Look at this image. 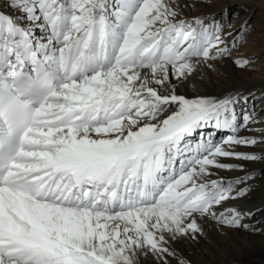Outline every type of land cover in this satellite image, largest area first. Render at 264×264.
I'll list each match as a JSON object with an SVG mask.
<instances>
[{
  "label": "snow or ice",
  "instance_id": "6c2138e0",
  "mask_svg": "<svg viewBox=\"0 0 264 264\" xmlns=\"http://www.w3.org/2000/svg\"><path fill=\"white\" fill-rule=\"evenodd\" d=\"M211 0H0V264H203L264 245V94L192 82L256 40ZM236 18V17H233Z\"/></svg>",
  "mask_w": 264,
  "mask_h": 264
},
{
  "label": "bare ground",
  "instance_id": "6f19581e",
  "mask_svg": "<svg viewBox=\"0 0 264 264\" xmlns=\"http://www.w3.org/2000/svg\"><path fill=\"white\" fill-rule=\"evenodd\" d=\"M249 2L250 0H232L227 2L229 4L225 6L222 4L219 10L228 8L231 23L233 26H239L245 15H248L251 11L249 9L239 16V13H241L239 5ZM254 18L257 19L253 26L257 30L255 33L256 40L252 42L250 37L249 42L239 48L237 56L240 58L258 57L255 64L249 66L255 70L246 69L240 71L233 69L229 65H225V68H223L218 64L217 72L206 71L203 79H199V74H197V79L184 90L186 95L191 96L193 94L192 86H195L201 93L210 95H219L226 91L235 90L245 95L252 94L256 97L264 94V32L261 30L259 7L256 8ZM209 231L212 234L211 239L215 242L203 247L202 252L197 253L198 259L203 261V264H264V261H260L261 258L257 257V255L264 254V245H261L256 240L257 238L251 241L252 247L250 249L244 250V243L247 240L243 232L233 233L232 237L235 243L226 244L211 227Z\"/></svg>",
  "mask_w": 264,
  "mask_h": 264
},
{
  "label": "rangeland",
  "instance_id": "374dc122",
  "mask_svg": "<svg viewBox=\"0 0 264 264\" xmlns=\"http://www.w3.org/2000/svg\"><path fill=\"white\" fill-rule=\"evenodd\" d=\"M229 1H232V0H211V5H212V11H217V12H219L220 10H219V8L221 7V5L222 4H224L223 6H225L226 4H229V3H227V2H229ZM256 2H258V0H256ZM240 15H242L241 13H239V16ZM257 21V19H255V18H253V26H254V24H255V22ZM237 54H239V49H238V51H237V53L235 54L236 56H237ZM225 65H229L228 63H221L220 64V66L221 67H223V68H225L224 66ZM230 66V65H229ZM231 67V66H230ZM220 68V67H219ZM223 73H225V72H223ZM247 95H250V94H247ZM245 238H246V240L248 241V240H250L251 238L250 237H247V236H245ZM256 240H258L259 241V243L261 244V242H260V238L259 237H257V239ZM252 241V240H251ZM257 257H259V258H261V260L260 261H264L263 259H264V254L262 253V254H260V255H257Z\"/></svg>",
  "mask_w": 264,
  "mask_h": 264
}]
</instances>
